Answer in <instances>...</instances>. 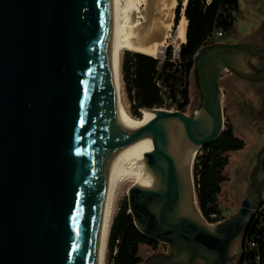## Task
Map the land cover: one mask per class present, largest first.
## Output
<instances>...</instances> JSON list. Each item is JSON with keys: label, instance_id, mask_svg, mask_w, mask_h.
Instances as JSON below:
<instances>
[{"label": "water", "instance_id": "95a60500", "mask_svg": "<svg viewBox=\"0 0 264 264\" xmlns=\"http://www.w3.org/2000/svg\"><path fill=\"white\" fill-rule=\"evenodd\" d=\"M109 6V0H0V264H92L103 176L114 156L141 142L151 144L147 166L159 186L129 188L136 227L174 245L183 264L199 255L206 264H231L232 243L264 206V180L255 181L256 193L235 215L209 224L195 205V178L194 185L182 178L171 154L168 125L179 119L199 152L213 143L225 127L222 74L264 79V71L242 73L238 65L264 56V46L203 47L193 57L199 113L154 108V119L129 131L113 106ZM263 153L257 170L264 169ZM184 191L198 219L182 213ZM187 246L189 256L180 252Z\"/></svg>", "mask_w": 264, "mask_h": 264}, {"label": "trees", "instance_id": "16d2710c", "mask_svg": "<svg viewBox=\"0 0 264 264\" xmlns=\"http://www.w3.org/2000/svg\"><path fill=\"white\" fill-rule=\"evenodd\" d=\"M240 0H188L185 15L188 20L186 44L180 58L173 63L171 51L165 60L141 53L125 51L121 59L122 79L130 100L128 115L140 119L143 109L170 108L185 112L190 101L189 86L193 57L203 47L213 43L215 31L230 36ZM181 11V1L176 9ZM172 50V49H170ZM246 142L235 134L234 125L225 114V127L220 136L205 146L194 164L198 207L203 218L211 224L225 221L220 197L228 181L226 169L229 154L245 149ZM243 253L239 264H264V206L243 239ZM143 246L153 251L159 243L149 239L136 227L123 201L113 217L107 246V264H142Z\"/></svg>", "mask_w": 264, "mask_h": 264}, {"label": "bare ground", "instance_id": "6f19581e", "mask_svg": "<svg viewBox=\"0 0 264 264\" xmlns=\"http://www.w3.org/2000/svg\"><path fill=\"white\" fill-rule=\"evenodd\" d=\"M187 3L188 0H183L182 9L177 17L178 0H109L107 52L114 88L113 106L129 131H137L149 123L154 119L155 111L143 109L140 119L128 115L122 100L121 53L127 49L159 58L163 57L169 45L178 52L186 43ZM168 129L171 154L177 162L182 178L185 179L186 176L194 185V159L200 148L187 139L179 119H171ZM151 149L150 142H141L112 158L103 176L92 264H106L108 238L120 189L129 183L142 189L158 188L159 184L147 166L146 154L150 153ZM182 207L183 213L188 214V201H183ZM190 214V217L198 219L196 214Z\"/></svg>", "mask_w": 264, "mask_h": 264}, {"label": "rangeland", "instance_id": "374dc122", "mask_svg": "<svg viewBox=\"0 0 264 264\" xmlns=\"http://www.w3.org/2000/svg\"><path fill=\"white\" fill-rule=\"evenodd\" d=\"M180 1L182 9L183 0H178V5ZM237 15L238 18L235 21L234 34L226 36L221 39V41L225 40V42L234 43L241 38L250 37L254 30L258 29L264 23V0H240ZM182 47L180 48L182 49ZM170 49H172V52L175 50L172 45H169L165 52L166 55ZM125 51L129 50L125 49L122 51L121 59ZM121 89L123 105L126 111H129L131 105L125 83L122 79V69ZM241 91L243 90H236V92ZM189 94L190 101L184 113L193 117L198 114L202 108V101L194 68L190 76ZM222 105L224 109V119L225 114L227 115L228 113V117L234 125L236 136L246 142L245 149L229 154L230 162L226 169L228 181L223 185V191L220 197V205L223 209L224 216L229 219L237 213L243 200L250 198L256 193L255 181L262 182L264 180V169L260 168L257 170L258 156L264 151V97L259 98L257 94H249L246 92H242L241 95L228 92L226 97L223 98ZM161 109L172 111L170 108ZM248 112L251 117H247ZM263 156L264 153L262 154V157ZM254 176L256 177L255 180ZM131 185L132 184L129 183L120 189L116 199L114 216L123 201L128 203V190ZM197 200L198 199L195 197V205L198 208ZM243 241L242 237H238L231 245L230 256L235 257L232 264H237L243 253ZM162 250H167V248L158 249L157 252L153 251L150 247L143 246L141 248V255L144 259H147L152 254L162 252Z\"/></svg>", "mask_w": 264, "mask_h": 264}, {"label": "flooded vegetation", "instance_id": "af4514ba", "mask_svg": "<svg viewBox=\"0 0 264 264\" xmlns=\"http://www.w3.org/2000/svg\"><path fill=\"white\" fill-rule=\"evenodd\" d=\"M223 38H225V36ZM223 38H221V39H223ZM221 39H216L213 43L209 44V46L214 45L216 43H223V44L240 43V44H252V45L264 46V23L258 29H255L254 32L252 33V35L248 38H241L239 41H236L234 43H228V42H225V40L221 41ZM168 53L169 52H167V54ZM238 65H239V71H241L242 73H247V72L249 73L250 71L251 72L264 71V56H251L249 58H244L241 60V62H238ZM193 68L195 69L194 63H193ZM219 86L223 92V98L226 97L228 92L235 94V95H241L242 92L243 93L246 92L249 94H252V93L257 94V96L259 98L264 97V79H261V80L244 79L240 76H237L236 74H234L231 71H225L220 78ZM236 90H243V91L236 92ZM227 115H228V113H227ZM247 117H251L249 112L247 113ZM263 187H264V185H263ZM184 188H185V186H184ZM263 193H264V188H263ZM183 197H184V199H183L184 201H188V196H187V193L185 191L183 193ZM263 198H264V194H263ZM182 205H183V203H182ZM128 207H129V205H128ZM146 207H147V210L149 213L152 214L154 212V210L152 209V204L150 203V201L147 202ZM192 210L195 211V208L193 206H192ZM182 213H183V207H182ZM190 213L191 212L189 210V213L185 214V215L191 216ZM192 219H195V218L193 217ZM150 226L155 231L160 230V228L153 221L150 223ZM246 233H247V231L245 233H242L239 237H242L244 239L246 236ZM157 243H159V242H157ZM159 245L160 246H158V249H164L166 247L167 250H162V252L154 253L151 255L153 258H155V259H153L155 264H169L170 260H174L172 262L173 264H183V261L179 260L178 258L177 259L174 258L176 256L174 245H172V244H165L164 245L161 243H159ZM189 246H187L185 248L186 251H180V252H185V253H187L188 256L191 255ZM202 258H203L202 255H199L195 260V264H206L204 261V258L203 259ZM144 260H146V259H144ZM184 263H187V262H184ZM142 264H144V261ZM237 264H239V261L237 262Z\"/></svg>", "mask_w": 264, "mask_h": 264}, {"label": "built area", "instance_id": "2783aa9c", "mask_svg": "<svg viewBox=\"0 0 264 264\" xmlns=\"http://www.w3.org/2000/svg\"><path fill=\"white\" fill-rule=\"evenodd\" d=\"M235 18L237 19V16H235ZM223 37H224V34H223V32H221V31H215V32L213 33V35L211 36V38H212L213 41H215L216 39H221V38H223ZM180 49H181V48H180ZM170 51L172 52V50H170ZM166 57H167V55L164 53L163 57H160V60L163 61V60L166 59ZM170 58H171L170 60H171L173 63H176V61L179 60V58H180V50H179L178 52H176V51L174 50V52H172ZM172 111H176V110L173 108Z\"/></svg>", "mask_w": 264, "mask_h": 264}, {"label": "crops", "instance_id": "0c3cea01", "mask_svg": "<svg viewBox=\"0 0 264 264\" xmlns=\"http://www.w3.org/2000/svg\"><path fill=\"white\" fill-rule=\"evenodd\" d=\"M237 18H238V15H237ZM259 46H261V45H259ZM241 258H242V255H241L240 259L238 260V261H239V263H240V260H241ZM231 264H232V263H231Z\"/></svg>", "mask_w": 264, "mask_h": 264}]
</instances>
